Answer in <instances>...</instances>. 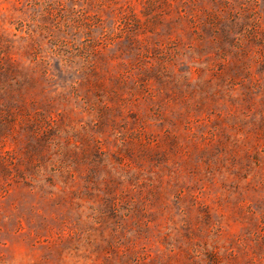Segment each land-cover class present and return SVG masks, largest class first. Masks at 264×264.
I'll return each mask as SVG.
<instances>
[{
    "label": "rangeland",
    "instance_id": "1",
    "mask_svg": "<svg viewBox=\"0 0 264 264\" xmlns=\"http://www.w3.org/2000/svg\"><path fill=\"white\" fill-rule=\"evenodd\" d=\"M0 264H264V0H0Z\"/></svg>",
    "mask_w": 264,
    "mask_h": 264
}]
</instances>
